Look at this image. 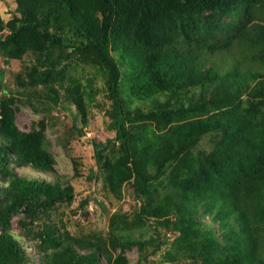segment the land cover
<instances>
[{
  "label": "trees",
  "instance_id": "16d2710c",
  "mask_svg": "<svg viewBox=\"0 0 264 264\" xmlns=\"http://www.w3.org/2000/svg\"><path fill=\"white\" fill-rule=\"evenodd\" d=\"M14 1L0 12V55L22 60L0 97V264H36L13 232L21 214L40 264H128L46 222L75 189L14 169L55 172L43 122L22 130L18 103L74 106L79 135L106 109L115 137L95 161L111 194L131 183L141 202L109 239L136 245L137 264H264V0Z\"/></svg>",
  "mask_w": 264,
  "mask_h": 264
},
{
  "label": "rangeland",
  "instance_id": "374dc122",
  "mask_svg": "<svg viewBox=\"0 0 264 264\" xmlns=\"http://www.w3.org/2000/svg\"><path fill=\"white\" fill-rule=\"evenodd\" d=\"M15 8L14 0H0V12L5 20L11 18ZM21 66L22 60L6 62L0 55V70H3V76L0 78V97L10 93V90L15 91L17 89L15 75L21 70ZM99 82L101 83V80ZM98 97L101 98L102 95H98ZM107 104L109 101H107L106 106ZM17 105L19 109L16 114V124L22 130L31 131L33 128L39 130L41 128L40 122H43L47 147L55 162V172L37 171L32 167L19 168L14 166V169L28 178H39L51 182L56 180L63 183L70 182L75 189L73 201L70 204L59 205L52 210L45 217L46 222L57 224L61 229L69 231L72 236H87L96 242L101 241L105 247L104 252L107 254L110 253L116 257L123 253L128 264H137L139 251L136 245L124 249L119 245L112 244L109 239L111 228L116 224L113 220H116L117 216H121L119 219H122L123 215L127 216L128 219H133V212L141 205V202L137 199L131 183L122 187L120 198L111 194L105 187L104 174L95 161L94 143H107L115 137V132L109 128L110 120L106 115V109L95 105L90 113L88 125L83 128L85 133L79 135L77 131L71 128L73 118L78 117L74 106L64 103L62 107L47 111L45 109L35 110L22 103ZM205 145L209 146L207 143ZM73 159L78 162L79 176L75 175ZM0 186H4L1 181ZM84 200L88 202L82 207L81 202ZM22 217L24 214L13 218V232L16 235H22L20 237L21 244L28 253L30 261L40 264L41 255L37 251L35 242L25 238L19 225V220ZM205 219L208 221V217ZM119 222L122 224L121 221ZM143 229L129 233L135 237L144 236L148 238L149 232H145ZM149 230L153 231L154 229L152 227ZM167 235L173 238L171 232ZM101 259L104 264H108L103 254H101ZM158 260H160V254L151 257V262H154L152 264H156Z\"/></svg>",
  "mask_w": 264,
  "mask_h": 264
}]
</instances>
